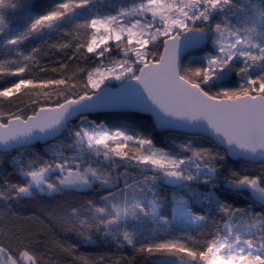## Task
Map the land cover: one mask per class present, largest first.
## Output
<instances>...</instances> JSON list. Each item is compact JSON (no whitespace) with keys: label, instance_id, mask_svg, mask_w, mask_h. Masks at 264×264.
Returning a JSON list of instances; mask_svg holds the SVG:
<instances>
[{"label":"snow or ice","instance_id":"snow-or-ice-1","mask_svg":"<svg viewBox=\"0 0 264 264\" xmlns=\"http://www.w3.org/2000/svg\"><path fill=\"white\" fill-rule=\"evenodd\" d=\"M3 165L0 264H264V0H0ZM97 186L69 235L8 226L21 199Z\"/></svg>","mask_w":264,"mask_h":264},{"label":"trees","instance_id":"trees-1","mask_svg":"<svg viewBox=\"0 0 264 264\" xmlns=\"http://www.w3.org/2000/svg\"><path fill=\"white\" fill-rule=\"evenodd\" d=\"M8 0H5L7 3ZM42 3L48 5H54L55 0H41ZM10 18V17H9ZM41 76L51 77L54 75L53 73H40ZM139 127L136 129L138 132H143L145 135H151L153 139L156 141L158 146L161 147H171L168 143L166 137L175 136L178 140L183 139V135L181 133H165L163 131H159L154 129V125L150 123V121H134ZM200 143L207 145L206 140L200 141ZM46 146L44 144H37L35 146V150L37 152H42ZM239 167V165H236ZM251 169L255 172L259 173L261 171L259 165H250ZM6 169L4 175H8V173L12 172V168L10 165L0 166V170ZM8 179L13 183L20 182V178L16 175H8ZM53 181H55L56 177H52ZM102 195V190L97 186L92 190H88L85 192L79 191H64L57 192L52 195H44V194H33L30 198L21 199L19 202L13 205L14 211L18 214L19 219L16 217H12L8 221V226L18 225L20 228H31L32 231H42L44 235L41 237L46 240L48 236H60L69 235L67 233L66 228L69 222L71 223H79L84 219H91V214L87 209V204L89 201H96L99 204L100 196ZM243 206V204H240ZM78 209L80 211V215L78 217L72 216V210ZM39 218L44 221V224L37 226L35 224V220ZM221 222L217 220L216 222H210L205 230V234L207 232H214L218 225ZM72 241H77L79 238L75 235V233H71ZM37 249L40 252H43L45 256H48V253L45 252L44 245L38 244ZM101 251L107 252V249H95L91 246H79V252L85 255L94 254L98 255ZM52 257L58 261V264H70V257H67L58 251H53L51 253ZM124 255L132 257L131 251L125 252ZM136 264H145V260L140 257H135Z\"/></svg>","mask_w":264,"mask_h":264},{"label":"water","instance_id":"water-1","mask_svg":"<svg viewBox=\"0 0 264 264\" xmlns=\"http://www.w3.org/2000/svg\"><path fill=\"white\" fill-rule=\"evenodd\" d=\"M157 130H159V129H157ZM159 131H161V130H159ZM39 144H43V143H39Z\"/></svg>","mask_w":264,"mask_h":264}]
</instances>
